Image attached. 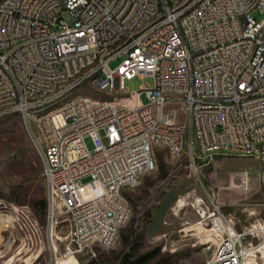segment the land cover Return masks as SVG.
I'll return each mask as SVG.
<instances>
[{"label":"built area","instance_id":"obj_1","mask_svg":"<svg viewBox=\"0 0 264 264\" xmlns=\"http://www.w3.org/2000/svg\"><path fill=\"white\" fill-rule=\"evenodd\" d=\"M254 10L264 0H0V118L20 114L42 159L53 264L116 245L132 212L125 190L154 168L156 145L180 156L186 134L202 186L219 151L258 158L264 183V18ZM185 18L192 26L180 29ZM138 74L155 77L141 89L148 101L122 100ZM88 83L110 96L79 93ZM223 206L197 209L206 264H264V218L239 228ZM0 227L40 226L12 206Z\"/></svg>","mask_w":264,"mask_h":264},{"label":"rangeland","instance_id":"obj_2","mask_svg":"<svg viewBox=\"0 0 264 264\" xmlns=\"http://www.w3.org/2000/svg\"><path fill=\"white\" fill-rule=\"evenodd\" d=\"M252 14L259 19L264 18V12L259 10ZM118 61H112L111 65ZM154 84L152 74H138L125 82L123 93L129 95L118 97L129 103L147 102L146 91L141 89ZM78 92L110 96L91 83ZM85 141L92 150L91 138ZM195 152L200 154L197 143ZM201 169L200 178L204 186L198 183L197 176L189 167L186 153L173 157L166 147L157 146L154 168L142 176L139 185L125 190L132 212L120 230L116 245L110 249H99L97 259L90 260L86 253L79 254L78 258L83 264H122L123 255L133 248L136 257L158 249L156 256L146 264H206V254L202 245L196 242L195 234L208 237L209 230L202 223H196L200 219L197 209L208 205L211 198L216 201L219 192V200L229 198L232 182L240 185L245 176L249 180L248 196L239 192L238 201L223 206V209L260 208L263 215L264 183L258 175L262 167L253 157L215 156ZM43 180L42 159L26 132L21 115L16 113L0 118V211L5 213L12 206L25 208L40 226L0 227V264H25L27 257L30 264L54 263L53 249L45 231L47 210L41 203V200L47 201ZM205 187H210L214 194L210 196ZM98 194L99 185L96 184V196ZM92 246H96V241ZM58 249L60 257L64 254L65 243L59 242Z\"/></svg>","mask_w":264,"mask_h":264},{"label":"crops","instance_id":"obj_3","mask_svg":"<svg viewBox=\"0 0 264 264\" xmlns=\"http://www.w3.org/2000/svg\"><path fill=\"white\" fill-rule=\"evenodd\" d=\"M157 146H164V147H166L165 145H156L155 148ZM186 147H189V146H188V142H187V135L185 134L184 141H183V152H182V154L186 153L188 155V157H189V152H187L189 150H186ZM198 148H199V146H198ZM195 150H196V143L194 145V151ZM218 154H219L218 156H223V155H227L229 153H226V152H223V151H219ZM245 158H251V157H245ZM253 158L256 161H258V166L259 167H262V165L260 163V160L258 158H256V157H253ZM201 172H202V169H201ZM258 175H259L260 180H261V176H260L261 175V171L260 170L258 171ZM205 188H206V190H208V194L210 196H212L214 194V193H212L210 191V187H208V188L205 187ZM248 190H250L248 177H247V186L245 188H241L239 185H237L234 182H232V187L229 190L230 191L229 192L230 197L229 198H226V199L219 200L220 199V196H221V193L219 192V196L216 197V202L217 203H220V204H222L224 206L230 205V204H234V202H237L238 201V197H237L238 193L242 191L243 194H246V196H248ZM219 191H220V188H219ZM258 210H257V208H245L243 210L242 209L235 208V209L230 210V211H227L226 210V212H228L232 216H234V218L236 219V222H237V226L239 228H242V227H246L248 224L255 225L262 218H264V214L263 215L261 214L263 211L261 209L259 211ZM247 262L248 263L252 262V259H248Z\"/></svg>","mask_w":264,"mask_h":264},{"label":"bare ground","instance_id":"obj_4","mask_svg":"<svg viewBox=\"0 0 264 264\" xmlns=\"http://www.w3.org/2000/svg\"><path fill=\"white\" fill-rule=\"evenodd\" d=\"M156 1H164V0H156ZM165 16H166V9H157L155 11V18H165ZM191 26H192V18H185L180 22V29H189ZM118 49H119V42L110 43V50H118ZM105 191H112V184H105ZM98 195L96 196V200ZM73 261H74L73 257H68L66 259L59 260L58 264H67ZM25 262H26L25 264H30V259L27 257Z\"/></svg>","mask_w":264,"mask_h":264},{"label":"trees","instance_id":"obj_5","mask_svg":"<svg viewBox=\"0 0 264 264\" xmlns=\"http://www.w3.org/2000/svg\"><path fill=\"white\" fill-rule=\"evenodd\" d=\"M44 179V177H43ZM44 181V180H43ZM45 184V181H44ZM42 207L47 210V201L46 200H41ZM140 238H143L142 236H139ZM158 252V249H155L153 251L147 252L141 256H135V248L132 249V251H128L123 255V263L127 264H146L148 263L151 259H153ZM98 258V257H97ZM96 258V259H97ZM122 263V264H123Z\"/></svg>","mask_w":264,"mask_h":264}]
</instances>
